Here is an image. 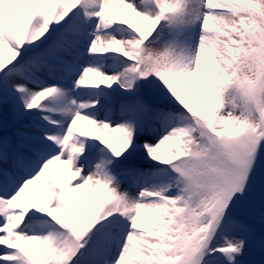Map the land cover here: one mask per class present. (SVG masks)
Masks as SVG:
<instances>
[{"label": "rangeland", "instance_id": "374dc122", "mask_svg": "<svg viewBox=\"0 0 264 264\" xmlns=\"http://www.w3.org/2000/svg\"><path fill=\"white\" fill-rule=\"evenodd\" d=\"M48 1L0 0V144L7 143L5 149L0 146V198L6 207L0 213V264H225L218 255L228 263L264 264V231L237 215L248 211L264 218V0H144L138 12L151 16L145 27L123 29L131 14L116 7L120 23L114 20L109 31L97 29L104 5L93 8L91 29L110 38L105 55L97 59L99 85L85 89L96 91L94 97L104 105L96 115L84 111L94 119L79 135L68 131L75 145L66 139L57 143L53 125L46 130L32 122L35 133L25 131L26 123L18 125L35 102L51 109L46 112L50 120L60 121L57 105L47 101L48 88L40 86L45 74L55 85L64 84L65 74L77 84L85 67L97 64L81 61V69L70 68L90 55L89 47L69 56L50 50L54 41L70 47L69 32L82 34L77 21L84 15L74 3L56 0L48 6ZM154 1L169 12L161 16ZM25 2L31 3L30 15L20 10ZM212 15L217 16L208 18ZM48 37L42 50L58 58L62 68L48 65L33 51ZM181 40L192 46L189 69L180 64ZM204 41L208 49L202 51ZM31 51L43 63L33 68L36 78L22 69L31 71ZM111 57L119 64L112 65ZM202 63L206 66L199 69ZM124 67H132L128 83L122 86L117 74L110 85L112 72ZM15 73L22 76L20 81ZM138 77L159 102L169 100L163 106L138 104ZM21 80L38 92L22 96ZM79 86L73 93L81 100L84 87ZM251 101L259 110L257 117ZM108 108L114 109L102 116ZM115 116L119 121L114 122ZM177 128L170 150L159 152ZM136 144L140 149H133ZM48 151L63 158L66 154V162L44 171L35 183L15 187L10 162L28 169L30 179L41 171L33 167L35 155ZM77 162L87 170L92 163L90 183H71L79 178ZM151 185L156 186L153 192L148 191ZM21 192L33 199L31 205L25 197L16 198ZM149 203H156L158 211L148 218L141 209ZM98 211L111 220H100ZM94 221L84 251L73 260L76 241ZM29 232L34 242L25 239Z\"/></svg>", "mask_w": 264, "mask_h": 264}, {"label": "bare ground", "instance_id": "6f19581e", "mask_svg": "<svg viewBox=\"0 0 264 264\" xmlns=\"http://www.w3.org/2000/svg\"><path fill=\"white\" fill-rule=\"evenodd\" d=\"M41 1V0H40ZM61 3L64 2L65 3H71L72 4H76L79 5L78 8L80 7L82 10V13L84 15V20L80 19L79 21H77V26H78V30L82 33V34H78V33H74V32H69V36L71 38V44L69 45L70 47H66L64 45H62V43L58 42V41H54V43H52L51 45H49V48L52 52H56L58 54H62L64 56H69L70 55V51L74 50V53H79V51H84L85 48H90V55L85 58V59H80V61L78 62V66H77V70L82 68V63L81 61L84 63L85 61H97L98 57H102L103 55V50L104 47L108 41V39L110 38V36L106 33V34H96L93 32V30L91 29V27H93V25H95L96 21H93L92 19V13L91 10L93 8L100 7V5H104L105 8V13H104V19L103 21H100V24L102 25L101 27H97V29H102V30H106L109 31L111 29H113V21L115 20L117 23H120L119 20H117V16L115 15V11L116 7L119 8V10H123V11H127L130 12L131 14V18L129 21H124L122 23L123 25V29L126 28H137V27H145L146 24H148L149 21H151V16H143L140 12H138V9H140L144 4V0H60ZM56 3V0H49L48 1V6L49 5H54ZM107 3V4H106ZM30 4V5H29ZM41 4V2H40ZM107 5V6H105ZM21 7V12L23 15L26 14H31V3H22L20 5ZM77 8V7H76ZM77 14V13H76ZM214 16L217 15H212L208 18H213ZM80 17V16H79ZM25 18H23V25H25L26 21H24ZM84 21V22H82ZM202 21V20H200ZM210 21V20H209ZM80 24V25H79ZM206 29L208 28L209 24H206ZM121 28V25H118ZM32 27V26H31ZM205 27V25H204ZM119 28V27H118ZM33 28H31L32 31ZM204 32L206 33V30H204ZM43 33H44V29H43ZM126 37V36H125ZM191 37L187 36L186 41H189ZM62 39L64 40V38L62 37ZM67 41V39L65 40ZM93 41V42H92ZM132 40L129 39L128 41H126L127 43L131 42ZM90 42H92V44L89 46ZM49 44V43H48ZM137 44V42H136ZM135 44V46H136ZM189 42L187 43H183V40H181L178 44L179 46V60H180V64L183 63L182 67L189 69L191 63V50H192V46L188 45ZM203 44V43H202ZM5 48L7 49V46L5 45ZM83 48L79 51H77V49ZM208 49V45L206 46L205 41L204 44L202 46V51L207 50ZM9 50V51H8ZM7 52H11L10 49H8ZM74 55V54H73ZM194 58H192L193 60ZM0 60L3 61V55L0 54ZM36 63L39 64H43L42 61L33 53V55L31 56L30 60L28 61V64L30 66L31 71L30 72H35L33 70V68L35 69H39L38 66H36ZM205 63V62H204ZM71 64V63H70ZM111 64L112 65H116L119 64L117 58L115 57H111ZM199 69H202L201 67L206 66L205 64L202 63V65H198ZM100 67V64L97 61V64H92V65H87L85 67L84 73L77 79V84L74 83V81H76V79L71 80L69 77H67L68 75H62V78L64 79V84L62 85H55L53 83H51L50 78H48V76L45 74V79L42 81V84L40 85L41 87L44 88H48V94L50 96V98L47 99V101L49 103H55L57 105L56 107V112L59 115V120H55V121H51L50 118H48V116L43 115L46 113V111H50L48 110V108L46 110H44L42 108V106H39L37 109L32 110V112H30L28 115L33 116L34 120L36 122H38V127L39 128H43V129H48L47 126L49 125H53L52 128H55V134H54V138L57 139V143L59 142V140L61 139H66V141L69 143H74L77 144V140L71 137H68V131L69 133L71 132L72 134L75 135H79L82 131H84V129L87 127V122L88 121H92L94 118L89 117L84 111H92V113L98 114L99 112L97 111V108L101 107L104 104H101L98 101V98H95L94 96L97 95L96 91H89L86 90L85 87L86 86H97L98 84V80H97V71ZM62 68V67H61ZM76 70V71H77ZM72 71V70H71ZM42 73L44 71H41ZM132 72V67H124L122 70L117 69L116 72H112L111 76L109 77V84L111 85V81H115L116 80V76L118 74L119 79L121 78V82H122V86L126 85L129 81V76ZM15 75H17L16 77L12 74L13 77H15L17 80L20 81V78L22 76L18 77V74L15 73ZM35 75V74H34ZM12 78V77H11ZM133 78V77H132ZM132 81V79H131ZM78 84L84 88H80L81 91L84 90L83 94L84 97H82L81 100L77 99L75 97V94L73 93V88L74 87H78ZM79 86V87H80ZM20 92L23 93L24 95L22 96H32L34 95L36 92H38L39 88L37 87H32L28 84H24L21 80V86L19 88ZM107 94H105L106 96ZM27 96V97H28ZM111 98L109 97L105 103L110 102ZM43 107H47V106H43ZM50 108H52L51 106H48ZM124 108V103L121 104V106H119V108ZM114 108H108V109H104V111L101 112V115H105L106 113L112 111ZM39 110V112H38ZM45 113H44V112ZM118 115V114H117ZM129 115V114H128ZM38 116V117H37ZM28 119V117H27ZM26 119V120H27ZM113 122V119H110ZM119 121L118 117L115 116L114 118V122L115 121ZM128 120V119H127ZM26 123V124H25ZM108 123V122H107ZM24 124L26 125L25 131L28 132H32L35 133L36 130H34L32 127H30L29 123L24 122ZM42 124V125H41ZM106 124V123H105ZM46 125V126H44ZM108 126L111 124H107ZM55 126V127H54ZM74 126V127H72ZM119 127L118 123H114V127ZM73 128L71 131L69 130L70 128ZM122 127V125H121ZM50 129V128H49ZM103 130V131H102ZM102 133L105 134L106 136H109L111 133L102 129ZM114 130V129H113ZM112 130V131H113ZM180 131V128H177L174 130V134L171 135L168 140H165L163 142V144L160 146L159 148V152L164 150V149H169L171 148V145L174 143V138L175 135L177 136V133ZM2 142V141H1ZM7 143L6 142H2L0 144V146L2 148H6ZM58 145V144H57ZM172 150V149H171ZM54 151H48V153H38L35 156L37 157V160L34 161L33 167L35 166L41 171L35 175L34 177L28 179L27 178V174L30 173V171L27 169L25 170L23 169H19V167L10 160L8 161V163L10 162V165L12 167V170L14 172V179H13V183L14 186H19L21 184H25V183H35L36 179L38 177H41L44 174V171L46 173L47 171H50L53 168H58L59 166L62 165V163H65L67 160V155L65 154V158L64 155L62 157H60L59 154H55L53 153ZM157 152V151H156ZM158 153V152H157ZM34 155V154H33ZM2 159L5 160V156L2 154L1 155ZM27 156H30V154H27ZM158 157V156H157ZM90 170H87L85 167L81 166V164H79L78 162L76 163V166L74 167V170L77 171V173L79 174V178L77 180H71L73 182L71 183H90L91 181V177H92V171L94 170V168L92 167V163H88ZM60 174L59 177L65 176L63 174V172H58ZM46 175V174H45ZM58 175V174H57ZM71 179V178H70ZM152 183V182H150ZM156 188V186L152 187L148 189V191H152ZM24 190H22L23 192ZM19 193V195L16 198H20L23 199L26 195L25 193ZM153 192V191H152ZM4 193V195H8L9 192H2ZM23 195V197H22ZM23 201H25L26 205H31L33 203V199L30 197H25L23 199ZM156 203H152V204H144L141 211L142 213L147 216L148 218L151 217L153 214H155L158 211V208L156 207ZM5 207V204H3V200L0 198V213L2 214L3 209ZM5 211V210H4ZM0 214V215H1ZM3 217V215H1ZM17 218V216H12V219ZM28 240V242L31 243L35 241V238L32 237L31 232H29V235H27V237L25 238ZM132 250L128 249L124 251V257L125 259H128V256L130 255V252ZM126 259V260H127Z\"/></svg>", "mask_w": 264, "mask_h": 264}, {"label": "trees", "instance_id": "16d2710c", "mask_svg": "<svg viewBox=\"0 0 264 264\" xmlns=\"http://www.w3.org/2000/svg\"><path fill=\"white\" fill-rule=\"evenodd\" d=\"M135 154H136V152H135ZM131 155H134V154H131ZM99 213H100V211L96 212V215L98 216V215H99Z\"/></svg>", "mask_w": 264, "mask_h": 264}]
</instances>
